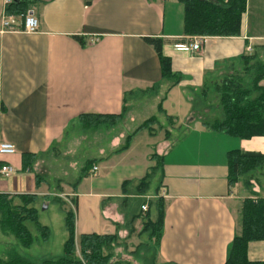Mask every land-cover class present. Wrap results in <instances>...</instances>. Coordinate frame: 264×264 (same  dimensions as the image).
I'll return each instance as SVG.
<instances>
[{
    "label": "crops",
    "instance_id": "1",
    "mask_svg": "<svg viewBox=\"0 0 264 264\" xmlns=\"http://www.w3.org/2000/svg\"><path fill=\"white\" fill-rule=\"evenodd\" d=\"M4 1L0 0V22L6 15ZM33 1L28 13L38 20L35 33L1 32L0 27V142L16 149L14 155L0 157V163L19 173L13 179L17 191L7 194L45 196L60 190L75 211L79 255L80 235L116 234L124 239L128 209L120 211L116 204L123 206L128 198L122 184L142 179L156 155L161 158L157 175L164 204L155 250L158 262L224 264L239 232L242 202L264 199V163L244 177L248 186L244 178L229 186L227 154L264 155V137L240 139L207 131L192 117V100L224 79L225 68L240 64V58L249 55L247 47L251 54L257 48L264 60V37L250 35L248 24L251 14L262 23L264 0H246L239 37H205L200 52L176 50L193 38L183 34V6L177 0H91L89 5L85 0ZM143 38L161 40L171 78L162 77L158 56ZM259 83L264 85V80ZM152 90L154 114L169 118L173 130L183 131L180 137L154 141L156 136L147 134V139H140L143 131L137 127L118 134L106 149L105 131L96 129L92 137L67 140L71 154L82 144L90 148L82 161H73L71 181L67 174L52 172L54 153L72 129L82 128L80 116L121 115L127 99L147 98ZM183 110L185 120L179 123L176 114ZM139 145L141 151L136 150ZM22 154L34 155L33 174L21 172ZM90 161L91 168L80 178ZM34 175L40 176L39 182ZM50 179L60 187H52ZM247 259L264 262V241L247 244Z\"/></svg>",
    "mask_w": 264,
    "mask_h": 264
},
{
    "label": "trees",
    "instance_id": "2",
    "mask_svg": "<svg viewBox=\"0 0 264 264\" xmlns=\"http://www.w3.org/2000/svg\"><path fill=\"white\" fill-rule=\"evenodd\" d=\"M183 6V34L189 37H217V38H236L241 34L242 16L246 10V0H177ZM33 0H11L6 5L5 14L7 16L24 17L28 14L29 5ZM91 0H85L89 5ZM81 45L82 41L78 37H73ZM143 41L150 46L159 59L161 74L163 78H171L170 62L161 53L162 42L157 38H143ZM241 64L245 67L254 62V74L256 87L262 92L254 100H248L249 95L238 96L241 88L234 80L224 78L218 81L214 87L204 88L202 93L197 96L201 101H206L208 93H213L215 101L214 108H221L220 120H213L211 123L201 122L207 131H214L240 139H250L252 137H264V89L258 84L264 80V60L260 57V51L256 48L252 54L242 56ZM214 88H219L215 92ZM210 93V94H211ZM244 102V105H243ZM196 100H192L194 107ZM221 106V107H220ZM121 117L102 116V115H83L79 117L80 123L87 119L99 121H115ZM169 121H171L168 118ZM157 121V120H155ZM151 120L149 123H156ZM146 127L142 125L138 131H144ZM21 172L33 174L32 166L34 162L33 154H22ZM151 159L155 162L148 173L140 180L125 181L122 184V194L130 196V192L135 193L138 199L145 197L150 189L153 176L158 172L161 165V158L152 155ZM228 161V184L233 186L250 172L256 170L264 163V155L255 153H241L232 151L227 154ZM93 162H88L80 178L86 176ZM154 174V175H153ZM36 182L39 176L34 175ZM246 179V178H244ZM243 179V180H244ZM159 182V181H158ZM78 184V182H77ZM244 186H248V179L244 181ZM130 189V190H129ZM37 195H9L0 194V228L8 231L22 247L29 248L32 244L24 222L29 220L38 228L41 240L46 242L49 238V230L46 226H41L36 215L33 203L38 199ZM154 200L141 201L138 214H133L129 220V227L144 214L142 232H148L150 237L155 238V249L161 236L163 223V200L159 196V184L153 191ZM14 199H18L21 204H13ZM60 202V201H59ZM149 202V203H148ZM62 204V203H61ZM75 207V202L72 203ZM30 206V207H29ZM146 206V211L142 212L141 207ZM154 213L153 216L151 214ZM64 225L67 232V239L63 244L62 257L58 260H46L41 264H112V255L107 252L114 243H117V235L100 236L96 234H83L78 239V251L76 254L74 237V212L70 209L64 212ZM239 232L233 238L226 255L224 264H264V262H250L247 259V244L249 242L264 241V199H246L242 202L240 210ZM131 228V227H130ZM132 231V229H130ZM150 239V238H149ZM0 264H31L22 259L17 254H12L6 260L0 259Z\"/></svg>",
    "mask_w": 264,
    "mask_h": 264
},
{
    "label": "rangeland",
    "instance_id": "3",
    "mask_svg": "<svg viewBox=\"0 0 264 264\" xmlns=\"http://www.w3.org/2000/svg\"><path fill=\"white\" fill-rule=\"evenodd\" d=\"M249 24V34L250 35H261L264 37V20L259 24L258 20L254 18L251 14L248 19ZM260 43H252V45H258ZM254 62L249 63L247 66L240 64H234L233 67L225 68L223 76L234 80L235 84H238L241 88V92L238 96L243 94L249 95L248 100H254L258 95H262V92L256 87V82L254 81ZM261 88L264 89V85L258 84ZM215 92H219V88H214ZM211 93V92H210ZM208 93L206 101H201L197 97L195 98L196 103L193 107L192 117L198 122L211 123L213 120L221 119V108H214L215 104L218 101L214 98L213 93ZM156 90L150 91L147 95V98H142L140 95L137 97L127 99L128 103L125 107V110L121 114V117L115 121H99L94 122L93 119H87L84 121L82 128L72 129L69 134L66 136L65 142L62 145V148L58 149L54 153V167L52 172L54 174H67L66 177L69 178L68 181L72 179L71 175L73 174V161H82L84 154L90 150L89 147H86L85 144H82L78 148V153L71 154L67 148L68 141L73 142L71 139L74 137L81 138V136L92 137L94 135L93 131L96 129L105 131V140H106V149H108L111 141L118 136V134L126 135L130 131L135 130L137 127L140 128L142 125L146 127L143 133L139 134L140 139H147V134L154 137V141H160L164 137L169 136L170 142L173 141V137L181 136L183 131L173 130L172 123H170L165 116L154 114V109L152 107L154 103ZM144 96V95H142ZM150 97V98H149ZM173 99V104L175 105V99L173 96H170L169 100ZM244 105V102H243ZM147 107L148 110L144 108ZM221 107V106H220ZM142 108L146 111L141 113ZM171 110L169 112H173ZM185 111L183 110L176 114V119L179 123H182L185 120ZM159 118V122L155 121ZM155 121L156 123H149L148 121ZM195 121V122H196ZM137 128V129H138ZM136 129V130H137ZM173 130V131H172ZM171 134H174L170 137ZM68 140V141H67ZM67 141V142H66ZM64 146V147H63ZM137 151H141L143 145L136 147ZM71 149V148H70ZM77 150V148H76ZM155 147L150 149L153 152ZM108 151V150H107ZM58 153V154H57ZM78 155V156H77ZM19 173H15L8 179L0 178V194H7V192L17 191L16 181L14 177H17ZM154 175V174H153ZM40 177V176H39ZM52 184V187H60L61 183L56 180H49ZM159 181V177L156 174L152 178L151 186L148 192H146L145 197L142 198L144 201L152 200L153 191L156 188ZM66 189H64L65 191ZM130 190V189H129ZM130 192V196L125 199V204L122 206L120 202L116 203L118 210L121 211L128 209L129 220L130 217L138 211L139 205L142 199H138L135 193ZM54 194V195H53ZM51 195L36 196L38 199L31 205L36 210V215L38 216V221L41 226H46L49 230V238L46 242L41 240L39 236L38 228L32 223V221H25L24 226L26 227L28 233L31 236L32 244L29 248L22 247L17 240L10 234L8 231L0 228V259L6 260L12 254L19 255L22 259L28 261L31 264H41L46 260H58L62 257L63 244L66 239V229L64 225V212L67 209L73 211L72 207L65 201V196L61 193L60 190L55 191ZM150 199V200H149ZM155 198H153L154 200ZM60 201V202H59ZM148 202V203H149ZM44 203L47 208L42 209ZM62 203V204H61ZM13 204H21L18 199H14ZM30 207V206H29ZM74 215H75V211ZM153 214V213H152ZM76 216V215H75ZM1 219V216H0ZM146 221L144 216L140 215V220L134 225L130 226L129 229H126V234L123 240L118 238L117 243H114L110 249L107 250L112 255V264H160L154 253L155 247V238L150 237L151 234L148 232H142V224ZM132 229V231L130 230ZM150 238V239H149Z\"/></svg>",
    "mask_w": 264,
    "mask_h": 264
},
{
    "label": "built area",
    "instance_id": "4",
    "mask_svg": "<svg viewBox=\"0 0 264 264\" xmlns=\"http://www.w3.org/2000/svg\"><path fill=\"white\" fill-rule=\"evenodd\" d=\"M11 0H5L4 4L7 5ZM1 32H23L26 34L35 33L38 29V20L30 13L24 17L15 18L13 16L3 15L0 22ZM204 37H193L188 44L177 45L176 50L181 52H200L202 50ZM246 53L251 54V48H246ZM16 153L15 147L7 142H0V157L12 156ZM96 168H93L95 171ZM15 173L13 167L8 164L0 163V178L8 179ZM141 211H146V206L141 207Z\"/></svg>",
    "mask_w": 264,
    "mask_h": 264
},
{
    "label": "water",
    "instance_id": "5",
    "mask_svg": "<svg viewBox=\"0 0 264 264\" xmlns=\"http://www.w3.org/2000/svg\"><path fill=\"white\" fill-rule=\"evenodd\" d=\"M46 208H47V206L43 205V208L42 209H46Z\"/></svg>",
    "mask_w": 264,
    "mask_h": 264
}]
</instances>
